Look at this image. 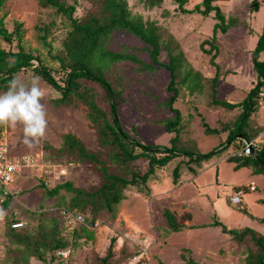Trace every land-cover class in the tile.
Listing matches in <instances>:
<instances>
[{
	"label": "rangeland",
	"instance_id": "obj_1",
	"mask_svg": "<svg viewBox=\"0 0 264 264\" xmlns=\"http://www.w3.org/2000/svg\"><path fill=\"white\" fill-rule=\"evenodd\" d=\"M128 2L133 13L141 14L144 20L160 23L165 38L161 45L159 63L152 59L144 49L145 43L136 36L119 31L109 39L107 48L113 52L131 53L136 57L134 60H116L109 65L106 72L114 88L121 92L125 99L118 108L123 127L144 143L172 145L171 138L175 133L169 132L163 123L157 121L173 115L169 106L165 105L173 93L168 88L172 68L177 78L183 77L191 69L201 74L200 87L196 93H190L186 83L179 85L181 93L175 106L182 111L184 130L181 131L176 145L194 152L210 150L225 140L228 133L206 134L201 116L210 126L221 128L223 123L230 126L240 112V109L228 112L210 106L211 89L207 78H212L216 69L210 63L211 55L205 54L200 45L213 34L217 22L213 16L214 11L213 15L209 16L199 13L184 14L178 12L177 4L171 0H165L162 7L150 9L144 5L143 0ZM199 2L202 0H189L186 6L192 8ZM74 3L75 16L79 18L92 6L89 0H74ZM215 4L220 6L228 22L231 18L239 21L217 37L219 54L216 62L221 64L216 86L217 96H226L222 98L227 100H241L257 81L252 51L264 25V0H220L215 1ZM54 12L55 9L51 7L40 6L37 0H8L1 14H7L5 24L9 30L14 29L16 21L23 23L24 47L39 54L51 68L55 78L63 83L65 74L59 62L51 58L48 47L39 36L44 32L37 29V26L53 23L46 41L51 43L53 53L62 48L63 39L70 29L69 21ZM166 41L175 48V53L182 50L185 56L178 72L176 68L180 65L179 61L169 69L163 65L170 61L167 51L169 48L163 46ZM2 45L7 49H18L16 40L11 44L2 42ZM209 46L207 45V48ZM33 63L37 65L38 61ZM189 76L192 77V72ZM34 77H39V86L45 93L41 100L48 120L44 138L29 147L23 143L22 125H17L16 128L6 127L10 154L14 157H19L22 153L33 155L31 161L34 162H29L28 166L24 167V176L19 180L16 177V181L13 180L10 184L14 189L12 206L14 210L22 212L23 216L28 209L39 210L44 206L52 208L61 200L62 195L66 199L72 195L62 189L56 196L49 197L45 188H53L57 184L71 181L75 187L88 189L91 185L99 184L100 179L97 173L82 163L47 159L48 150L45 144L59 147L62 135L67 132L76 134L90 149L97 150L99 143L88 117V107L84 103L75 101L68 106H56L53 99L61 96L60 91L36 75L32 67L20 71L15 76L29 87ZM96 90L102 93L98 84ZM99 101L104 106L105 101L101 97ZM261 111L264 112V107ZM254 117L261 123L258 114ZM237 144L238 142L232 143L222 157L213 158L207 164L204 162V167L199 169L198 174L183 173L178 184L172 181L174 162H171L169 167H164L163 171L159 172V179L150 182L149 195L135 190L128 191L127 197L119 205L115 219L113 220L109 213L101 212L96 217L95 224L88 223L89 229L93 231V238L86 240V237H81L80 245L73 249L70 257L56 264H92L97 254L106 253L113 236H117V251L123 244L128 245L131 252L138 251L132 253L122 264H183L190 259L202 264H245L247 245L237 246L236 241L223 232L219 225L200 226L202 223L218 219L228 228L250 226L264 234V223L244 211L241 204L237 206L229 201V194L235 183L257 181L258 188L247 191L242 196V200L246 202L249 197L261 196L264 189V175L250 176L247 167L235 170L230 163L232 161L224 159L240 148ZM250 206L249 203V208ZM166 207L173 211L179 220H182L184 214L190 213L191 218H184V222L196 227L170 232L164 214ZM260 209L262 205L253 208V211L263 213L258 212ZM6 241L3 216L0 219V264H10L6 254ZM64 256L68 257L69 253ZM30 264L42 262L34 258Z\"/></svg>",
	"mask_w": 264,
	"mask_h": 264
},
{
	"label": "trees",
	"instance_id": "obj_2",
	"mask_svg": "<svg viewBox=\"0 0 264 264\" xmlns=\"http://www.w3.org/2000/svg\"><path fill=\"white\" fill-rule=\"evenodd\" d=\"M8 0H0V14L4 10ZM42 7L55 9L54 14L65 17L69 21L70 29L62 42V48L53 53L50 42L46 41L53 23L37 26L41 32L39 36L48 47V53L53 60L59 62L60 68L65 74L64 82H59L51 68L45 64L39 54L31 49H26L22 43L24 37L23 23L16 21L14 29L9 30L5 24L6 13L0 15V94L6 93L9 82L16 74L29 67L33 68L46 83L60 91L61 96L54 98L56 106H68L75 101H80L88 107V117L97 134L99 148L90 149L76 134L67 132L62 135V143L59 147L46 143L48 150L47 159L56 161H68L82 163L88 166L99 176V184L91 185L88 189L75 187L71 181L57 184L53 188H45L49 197L56 196L62 189L72 195L66 199L62 195L61 200L54 207H40L39 210L28 209L25 216L22 212L14 210L13 194L1 197L0 209L5 211L4 226L6 237V254L10 264H30L31 259H38L42 264H56L66 260L72 254L73 249L80 245V238L92 239L93 231L89 224H95L96 217L101 212H107L114 220L120 203L127 197V192L150 193V182L159 177V172L164 167H169L174 162L172 169V181L178 184L183 173L196 175L203 166L213 158H219L229 149L232 143L238 142L240 148L229 155L228 160L234 163V169L249 167L254 174H264V142L260 150L253 155L240 154L244 147L241 135L245 139L252 140L264 130V103L258 98V93L264 86V26L252 51V61L257 74L256 83L249 89L246 96L239 101H230L217 97V83L219 81L220 66L216 62L219 54L217 35L221 31L225 33L229 27L239 21L231 18L228 22L218 4L219 0H202L192 8L186 4L189 0H171L177 4L178 12L184 14L199 13L203 16L213 15L217 22L213 28V34L201 42L200 47L210 54V63L215 66L216 73L212 78H207L211 89L210 106L213 109L233 111L240 109L239 114L233 119L231 125L223 123V127H212L203 116L201 123L206 134L228 133L225 140L205 152H194L189 149H181L176 143L183 131L182 111L175 106L181 88L179 85L187 84L190 93H196L200 87L201 74L191 69L181 78H177L174 69L171 70V81L168 88L173 92L165 105L173 112V115L158 120L165 128L175 136L171 138L172 145H152L135 138L123 127L118 108L125 101L121 92L117 91L111 80L107 77V69L112 62L123 59H136L134 54L113 52L107 48L111 35L124 31L136 36L145 43L144 49L149 52L152 59L159 63V55L163 42V28L154 20H144L143 16L133 13L128 0H89L92 3L89 11L82 17L75 16L76 4L69 0H37ZM165 0H143L147 8L162 7ZM17 41V50L5 48L2 42L11 44ZM210 45L207 48V45ZM206 45V46H205ZM164 47L169 48L170 61L163 64L168 69L177 61L180 65L176 70L180 71L181 63L185 60L183 51L175 53L174 47L166 41ZM178 47V46H176ZM38 61L35 65L33 62ZM192 72V77L189 76ZM184 74V73H183ZM205 78V76H203ZM197 78V79H196ZM98 84L102 93L96 90ZM118 94L120 96L118 97ZM99 97L105 103L100 104ZM261 117L258 123L254 115ZM25 154V153H22ZM44 186L45 184L42 183ZM46 186V185H45ZM235 189L243 188L251 190L248 185L234 186ZM247 212L241 198L240 203H233ZM264 202V199L262 200ZM69 210L83 214L85 222L75 223L70 226L63 217L62 210ZM168 230L181 231L188 226L184 222L190 219L191 214L183 215L182 220L169 208L164 210ZM264 223V216L259 218ZM23 221V225L14 226V223ZM219 225L222 231L228 233L238 245H247L245 264H264V234L255 228L245 226L241 228H228L222 221L215 219L210 225ZM71 228V229H70ZM85 240V241H86ZM117 236L110 240L106 253L97 254L92 264H122L138 253L128 245L123 244L119 251L116 250ZM69 250V256L65 257L58 251ZM183 264H202L193 259Z\"/></svg>",
	"mask_w": 264,
	"mask_h": 264
},
{
	"label": "clouds",
	"instance_id": "obj_3",
	"mask_svg": "<svg viewBox=\"0 0 264 264\" xmlns=\"http://www.w3.org/2000/svg\"><path fill=\"white\" fill-rule=\"evenodd\" d=\"M45 93L39 86V77H34L31 86L19 79L9 82L6 93L0 94V127L23 126V143L29 147L44 138L48 127L47 113L41 103ZM0 209V219L4 216Z\"/></svg>",
	"mask_w": 264,
	"mask_h": 264
},
{
	"label": "built area",
	"instance_id": "obj_4",
	"mask_svg": "<svg viewBox=\"0 0 264 264\" xmlns=\"http://www.w3.org/2000/svg\"><path fill=\"white\" fill-rule=\"evenodd\" d=\"M258 98L261 102L264 103V86L261 91L258 93ZM244 147L239 151L240 154L244 155H253L258 150L261 149L262 144L264 142V130L261 131L256 137L252 140L243 139ZM10 147L7 138V128L0 127V196L5 197L9 194H13L14 189L11 187V182L16 181V177L18 180L24 176V167L28 166L29 162L33 155L31 154H19V157H14L10 154ZM248 187L253 190L255 189V185L253 183L249 184ZM245 194V190L243 188L235 189V191L231 194V201L235 204L240 203L242 196ZM3 199V198H2ZM0 199V201H2ZM62 214L66 222L73 226L75 223H83L85 222V218L83 214L78 212H73L69 210H62ZM23 225V221L14 223V226ZM69 250L58 251L59 254H67Z\"/></svg>",
	"mask_w": 264,
	"mask_h": 264
},
{
	"label": "crops",
	"instance_id": "obj_5",
	"mask_svg": "<svg viewBox=\"0 0 264 264\" xmlns=\"http://www.w3.org/2000/svg\"><path fill=\"white\" fill-rule=\"evenodd\" d=\"M220 1V0H219ZM264 26V25H263ZM262 29H263V27H262ZM261 32H262V30H261ZM260 32V33H261ZM223 32H218V35H221ZM259 33V34H260ZM218 35H217V37H218ZM259 37V36H258ZM206 54V53H205ZM218 63V62H217ZM219 64V66L221 65L220 63H218ZM220 68H221V66H220ZM218 90V89H217ZM217 94H218V92H217ZM217 97H219V98H221V99H224V98H222V97H226V96H217ZM244 98V97H243ZM225 100H227V99H225ZM228 100H230V101H239V100H237V99H235V100H231V98L230 99H228ZM243 139H245V138H242V140ZM224 154V153H223ZM223 156V155H222ZM221 156V157H222ZM224 159H226V161H228V158H225L224 157ZM212 160V159H211ZM229 162V161H228ZM208 162H206V164H207ZM230 163H232L233 164V168H234V163L233 162H230ZM205 164V165H206ZM204 167V166H203ZM202 167V168H203ZM248 168V170H249V173H250V176H253V177H258L259 176V174H254V173H252V169L251 168H249V167H247ZM198 173H199V171H198ZM197 173V174H198ZM261 175H264V174H261ZM185 178V177H184ZM158 179H159V177H158ZM157 180V179H156ZM183 180V179H182ZM251 183H253L254 185H255V189H253V190H249V191H254V190H256L257 188H258V183H257V181L256 180H250L249 182H239V183H235V184H233V187H232V191H233V189L235 188L234 186H238V185H249V184H251ZM172 185H174V184H172ZM248 191V192H249ZM247 192V191H246ZM232 193V192H231ZM247 195H248V193H247ZM264 199V189H263V194L261 195V196H255V197H252V198H248V202H246V201H244L243 200V205L246 207V209H247V211L250 213V214H252L253 215V217H255L259 222H260V220H259V218H261V217H263L264 216V202L262 201ZM255 201V202H254ZM249 203L251 204V206H250V208H249ZM259 205H262V209H260L258 212H263V213H256L255 211H253V208H256V207H258ZM167 208V207H166ZM165 208V209H166ZM213 221H211V222H209V223H202V224H200V226L201 225H204V226H207V225H210V223H212ZM188 225V228H194V227H196L195 225H192V224H187ZM194 226V227H193ZM199 226V225H198ZM234 242H235V240H233ZM235 244L238 246V244L235 242Z\"/></svg>",
	"mask_w": 264,
	"mask_h": 264
},
{
	"label": "water",
	"instance_id": "obj_6",
	"mask_svg": "<svg viewBox=\"0 0 264 264\" xmlns=\"http://www.w3.org/2000/svg\"><path fill=\"white\" fill-rule=\"evenodd\" d=\"M240 137H241V138H245L244 135H241Z\"/></svg>",
	"mask_w": 264,
	"mask_h": 264
}]
</instances>
